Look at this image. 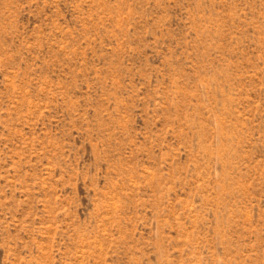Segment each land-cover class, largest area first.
I'll list each match as a JSON object with an SVG mask.
<instances>
[{
    "label": "rangeland",
    "instance_id": "obj_1",
    "mask_svg": "<svg viewBox=\"0 0 264 264\" xmlns=\"http://www.w3.org/2000/svg\"><path fill=\"white\" fill-rule=\"evenodd\" d=\"M0 264H264V0H0Z\"/></svg>",
    "mask_w": 264,
    "mask_h": 264
}]
</instances>
